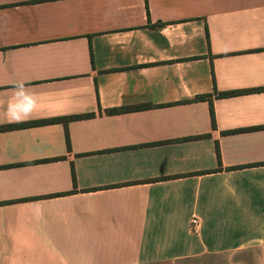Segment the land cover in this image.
Returning <instances> with one entry per match:
<instances>
[{"label":"crops","instance_id":"1","mask_svg":"<svg viewBox=\"0 0 264 264\" xmlns=\"http://www.w3.org/2000/svg\"><path fill=\"white\" fill-rule=\"evenodd\" d=\"M260 87L264 0H0V264H264Z\"/></svg>","mask_w":264,"mask_h":264},{"label":"trees","instance_id":"2","mask_svg":"<svg viewBox=\"0 0 264 264\" xmlns=\"http://www.w3.org/2000/svg\"><path fill=\"white\" fill-rule=\"evenodd\" d=\"M256 90L258 91H261V90H264V87H260V88H257ZM249 90H239V91H230V92H224L222 93L221 95H224V96H229V95H233V94H237V93H242V92H248ZM201 99H205V96H201L200 97ZM209 102H210V112H211V119H212V124L215 126L216 125V121H215V113H214V108H213V101L212 99L209 97L208 98ZM126 108H113V109H110L109 111L110 112H117V111H121V110H125ZM92 114H83V115H74V116H67V117H59V118H55V119H52L50 121H58V122H62V123H66L70 120V119H74V118H81V117H87V116H90ZM255 128H264V125L263 126H258V127H253V128H247V129H255ZM67 138H68V134H67ZM68 142H69V138H68Z\"/></svg>","mask_w":264,"mask_h":264},{"label":"built area","instance_id":"3","mask_svg":"<svg viewBox=\"0 0 264 264\" xmlns=\"http://www.w3.org/2000/svg\"><path fill=\"white\" fill-rule=\"evenodd\" d=\"M201 226H202V219L197 215L192 216V218L190 219V225H189L190 230L196 233L199 231Z\"/></svg>","mask_w":264,"mask_h":264}]
</instances>
